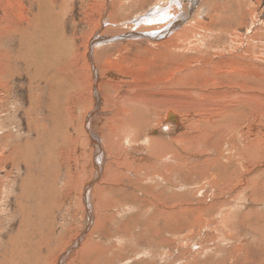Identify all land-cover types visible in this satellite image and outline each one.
<instances>
[{
	"label": "rangeland",
	"instance_id": "1",
	"mask_svg": "<svg viewBox=\"0 0 264 264\" xmlns=\"http://www.w3.org/2000/svg\"><path fill=\"white\" fill-rule=\"evenodd\" d=\"M65 1L67 4L64 7L65 17L62 22V27L64 35L67 38L65 39L67 40L66 42L70 41V43L68 42L66 44L68 51L67 53H65V56H72L73 46H75L78 53H80H77V55L79 56L74 55L73 58L69 57V59H67L65 57L66 62H62L61 70H63L65 73L67 71L70 76H72L73 72L76 81H80L79 83L86 82L84 83V87H87V90L86 92L84 91V94L79 87H77V90V88L75 89V87H71L69 84L65 85L62 89L59 88L60 95L58 96V98H53L54 96L52 97V93L54 87L49 81L50 75L52 77L56 76L54 69H56L55 63L57 62H53L54 64H52V68H54L50 72V75L48 73V84L45 83V81L40 82V84L43 83L41 88V93L43 95L42 101L43 104H48V112H45L43 110L41 111L42 113L40 115L41 122L46 124L47 128L46 131L42 133L43 137L39 145V149H44L45 145H47L48 153L54 154L56 152L55 147L58 148L59 146H61L64 148L62 143L65 133H67L68 135L70 134L73 139L72 145L70 147L72 148L70 149L71 153L68 154L67 150H63V148L61 149L72 160V166H74L76 162V158L74 157H78L80 155L82 156V152L84 150L89 152L90 150L92 151L96 144H93L95 143V141L87 128H80L81 130L77 132V124H75L73 128V125L67 124L66 118L68 117L70 119V122L72 123V121L75 120L74 118L77 119L79 115H82L80 117L81 122H83L86 127H89L88 124L93 125L91 127L93 128L92 130H95L94 132L96 133V135L100 136L102 140L103 138L106 140V138L110 134V130L108 129L107 125L109 123L108 118L109 116H114L113 114L115 113L116 108L119 106V103H117L115 106L114 103L107 104V100L110 98L109 96L113 97V95L117 96L131 93L134 96H143L142 103L145 102L149 104L147 107H150V113L148 114V112H146V116H149L150 119V121L148 122L149 124L145 123L144 130H140L138 136L135 135V130L133 129L128 130L127 128H124L120 130L122 136L121 139L123 140L124 137V140H126L125 138H127L128 136V144L132 145V150L134 152L137 151V149L138 151L142 149V153L148 154L146 152H149L148 148L150 147L148 144L149 140L146 139H148V137H151V135L160 137L164 141L173 144L177 141L178 138H180L183 133L186 132V129H184L188 124L186 123L187 121H185L186 118H183L185 116L179 115L177 112L176 117L179 120V126L177 128L173 129L171 132L169 131V133H161L158 132L156 128H153L154 126H159L161 124V120L164 117L168 102L169 105H177L183 102V99H181V95L173 98L172 96H169L167 93H165L167 90L166 88H168L167 86L169 84L166 83V80H168V78H172L173 80V74L171 72H166L164 78L161 77V72H163L164 69H167L164 66V68H161L163 64L166 65V62L162 60H164V58L169 59V61H167V64L168 62L172 61L170 59H172V55L176 52L173 51V49H177V51L185 50L181 51V54L183 53L182 56L180 55V53L178 54L180 59H185V57L187 56L188 59L192 58L193 56L197 57L198 59L209 58L213 62L220 61L219 65H224L225 63L223 62L225 60H228L229 58H232L234 55L244 54L245 56L243 55L242 58L243 67L245 70H247V75L249 74L250 77H255L256 80H259V82L263 81L262 73L260 72L262 68H264V45L254 48L249 44L250 47H248L247 51H245L244 53V51L242 50H244L243 48L246 47L245 45L248 43L249 39H243L244 45L238 51V47H236V44H241V37L240 40H235L233 38L234 35L232 34V32L234 33V31H237L236 27H239L238 31L241 34H246L245 36L248 35L247 37H251L252 30L250 29L255 24L256 28L260 27V29L256 30L259 34L258 37L264 38V25L262 24V21L264 22V0H191L187 6L189 10L188 14L184 17V12H180V14H182L181 18L176 19L175 21H173V23L177 27L180 23L185 24L194 14H196L195 11H197L198 8L200 9L198 10L199 13L201 12V15H204L200 16L199 18L202 21L211 22L213 17L214 21H212L211 25L212 33L208 32L207 35L209 36L208 39L211 38L213 40L214 36H217L218 40H216L214 43L213 41L211 42L214 44V46L212 45V47H208L206 49L207 52H209L206 53L207 55L204 52L197 53L195 50L189 49V47H187V50L186 47L182 48L181 45L179 46L182 49H180L179 46L168 48L158 45L157 43H160L158 41L154 42L147 39H128L127 41L121 40L99 46L101 50L103 49L102 52L99 47V49H96L98 52H94V55H96V52L98 53V60H96V56L92 57L93 50L91 49L92 47H90L91 45L89 46L87 42L90 35L101 32V30L107 31L110 34L117 33L122 29L120 25L118 27V25L115 26L114 23H121V21L126 16H128V14L134 11H138V9L140 8L146 10L150 9L156 5L157 1L160 0H121V2L120 0H116V2L115 0ZM174 1L177 2L178 8L181 7L179 8V10H182L184 2H187L188 0H184V2H181L183 0ZM50 2L51 0H45V4L46 6H48V10L51 8ZM60 2L61 0H55V6L58 7ZM38 4L39 3L36 2V0H0V29L2 30L0 31V33L2 35V32L4 30H10L3 36L0 35V48L4 49V51H7V54H10L12 59L14 58V56L18 55L19 51V33H16L17 31H15V26L17 25V23H14L13 21L18 22V17L23 18L22 15L30 16L31 11H33L32 13L37 12L38 14ZM198 4L201 5V7ZM203 6L204 9L201 10ZM17 8L21 9L19 10ZM189 8H191V10ZM55 11L58 10L55 8ZM106 19L109 20L110 24L105 26L104 21H106ZM234 20L241 21V24L239 26H235L236 23L234 22ZM56 22L58 23L59 21ZM9 27H11V29ZM13 27H15V29H13ZM209 34L212 36H210ZM208 41L204 40L202 42V46L204 49L207 46ZM130 42H132V44L126 46L125 48L122 47L123 45L129 44ZM87 48L88 51L90 50L89 53L87 51ZM100 52V55H102L101 59L99 55ZM103 52L105 53L102 54ZM216 52H219L220 54L216 55ZM260 53H262V56L259 60L258 56ZM178 55L176 54V56ZM228 55H230V57H228ZM107 56L109 57L108 60ZM212 58H214L215 60ZM236 58L237 57H235L234 59L236 60ZM95 60L97 61V63ZM102 61L105 64L102 63ZM198 62L201 61L193 62V64H202ZM7 64L8 63L4 64L5 69L1 67V72H4L0 76V81L3 83L1 85H6L7 87H9V89H6V87L5 90H3V87L0 88V120L3 124L9 125V128H6L4 126V130H9V132L11 133V130L16 129L15 132L13 131V133L16 134V137L11 140H14V142H16V144L18 145L21 144L22 151H24V149L26 151L27 140L33 142L38 137L35 132L31 130L29 131V127L27 126L28 121L24 114V109H27V107L29 106L27 88L28 78L25 74H20V76H18L19 80L18 77H14L13 75L10 76V72L15 69V64L14 61L9 63L8 66ZM93 67H98L99 69L97 79L95 78ZM167 67H169V65ZM60 73L63 74L62 72H59V74ZM71 80L72 79H69L70 82ZM95 80L99 84L95 85ZM69 81H67V83H69ZM90 84L91 86H89ZM96 88H98L99 98L101 100L98 106H96L95 102L92 103V101L95 100V97L92 95H94L93 91L95 92ZM118 88L119 90H117ZM89 91H91L92 93ZM76 93L78 95H75ZM186 100L187 99H185V104L187 103ZM217 101H215V103ZM86 102L88 104V106L86 107L87 109H85ZM154 103H159L160 105H162V107L157 110L154 107ZM256 107V110H251L249 105H244L240 111L244 114V116H247L248 118L254 120L253 122L257 124V130L259 134L264 138V101H258ZM193 110H195V108ZM88 111H93V116L91 114L90 117H87L86 113H89ZM227 111L230 112L229 110ZM66 113H68V115ZM247 124L248 122H246L245 124L243 123V131L246 135L248 129ZM259 124H261V126ZM237 125H239V122L237 123ZM181 129L183 132L181 131ZM180 132L182 134H180ZM6 139L8 141L9 137L5 139L2 138V141L5 142L4 140ZM207 142L209 143V147L211 148L219 146H217V143L214 140L211 143L209 142V140H207ZM65 144L67 146L69 145V143L67 142H65ZM191 144H193L192 148H195L194 151H197L195 153L196 155L198 152H200V149H197L198 144ZM174 146L176 147L177 145H175L174 143ZM226 146L227 145L224 146L225 150L227 148ZM37 147L38 145H35V148ZM61 149H59L58 152L62 153ZM109 152L110 155L107 154V163L105 164V169H103L102 174L97 177V179L101 181L95 179L96 173L94 172L93 165L88 162L87 167L83 168L85 160L83 157H78L79 162L81 160L83 164L81 167L83 170L79 168L80 170L78 173V171L76 170L78 166L75 165L73 167V171L77 172L72 183L69 182L67 178V182L72 185H70V190L68 191L69 194L66 193V196H63L62 199L60 198L61 200L59 199L60 201H57L59 204H57L58 206L55 207L51 215V224L56 231L55 234L58 235L62 230L61 239L63 238L64 245L63 247H60L59 250H56L55 248L61 245L60 243H58L61 241V239H58V236L52 238L49 243V248L55 249V254L52 258H49V264H264V190L260 192L259 187L253 188L249 191H244V189H241L244 187L243 185L245 184V182L248 181L249 171H252L253 169L255 170L253 171V173L256 172L255 174L257 175L264 171L263 162L258 161L259 164L256 166V168L249 164L247 166H244L245 169H243L242 171V176H239L241 177V180L239 182L237 181L238 179L235 176H233L232 179L230 178V175L233 172V167L239 166V164L234 165L232 163L233 166H227L220 169L222 172H224V175H221L222 177L228 176L227 183L225 185L223 184V187L221 186L215 188L218 195L213 192V195L211 196L210 187L213 188V184H211L209 181L208 183H206L204 177H202L201 174L198 173V165H200V162L202 164L203 161H193V166L195 167L194 169L197 170V172L193 174L194 176L192 175L194 177V180H189L188 178H185V176H180V178L176 176L174 177L177 179L175 180L176 183L171 182L166 184V182H162L160 180H156V182L154 181V183L153 180L149 178H146L148 181H146V179H141L140 177L138 178L137 176L136 178L138 179H135L134 173L136 172L133 170L137 169L140 161H138L139 159L135 158V155L133 153L131 154L132 165L129 164L128 168L123 164L121 165V168H119L120 161L122 162L125 159L119 160L116 168L119 169L117 174H121L120 176H122L120 179V176L114 177V175L116 174H113V177H109L110 175L107 176L110 173L112 174V172L108 170L107 166L112 164L113 162H116L115 160L117 159V156L112 154L111 151ZM6 153H8V151H6ZM135 153L137 154V152ZM190 153L192 152L190 151ZM210 153L211 152L207 153V156L212 157L213 152L211 153V156ZM207 156H204L202 160H212ZM61 158L63 159V155H61ZM41 160H39L37 156L34 163L36 164ZM148 161L149 160H147V162ZM238 162L240 161L238 160ZM60 164L62 168L59 169L58 167L56 170H54V174L53 172H48L49 188L60 190L61 188H64L63 183L66 184L65 175L67 166L65 165L63 160H61ZM223 166L226 165L212 163L209 170H214L215 167ZM133 167L134 169L131 170ZM142 168L143 166H141L139 169ZM84 170L85 173H87V176L85 175ZM209 170L204 174L206 175L207 173H209ZM123 172L124 174H126L124 175ZM213 172L215 173V171ZM255 174L253 175V177L258 179L259 176H255ZM260 177L264 180V174ZM75 184H77L78 186H75ZM152 184H154L155 186ZM87 190L89 191L88 193L91 192L90 194L92 196V212H94L95 209H99V207L102 209L104 208L106 211L104 209H99L95 210L96 214L91 213L92 220L88 221L89 229H84L87 223V214L89 211L88 208H85V202H83L86 197L85 191ZM239 190L242 191L241 194L235 196V194ZM253 191L254 193H256L255 196L252 194ZM160 192H162L161 195ZM71 196H73V198ZM173 196H180V199L174 201ZM208 196H211L212 198L207 199L206 197ZM1 200L2 195L0 194V201ZM182 200H185L186 202ZM98 201L100 203L104 202V205H102V203L100 204ZM175 202L177 208L181 207V210H183L184 212L178 213L179 215L177 214L176 217L172 216L171 214H167V212L165 211L167 210V207L164 208L163 205V203H167L168 205L169 203H171L170 205H172ZM31 204H35V202H31L30 205ZM160 208L162 210L164 209V212L161 213ZM195 208L197 209L195 210ZM0 211V260H4L2 258V255L7 248L5 247L7 245L6 239H8L10 233L11 235H14V229L20 227V223H15L14 226H19L14 227L12 230L11 223L13 224L15 219L13 220L11 214L18 215L20 222L21 219H23L19 211L17 210L16 195L12 198L11 203H6L3 199V202L0 205ZM98 212H101V214L103 215L106 214V216H100V213ZM4 217H10L11 220L10 218L7 219ZM84 218H86V220ZM99 219H101L100 222ZM92 222H97L98 224L94 223V225ZM87 245L91 246L93 249H85L87 253H85L86 256H83L82 253L85 252L84 247H86ZM4 261L8 260L6 259ZM41 262H43V260H41Z\"/></svg>",
	"mask_w": 264,
	"mask_h": 264
},
{
	"label": "bare ground",
	"instance_id": "2",
	"mask_svg": "<svg viewBox=\"0 0 264 264\" xmlns=\"http://www.w3.org/2000/svg\"><path fill=\"white\" fill-rule=\"evenodd\" d=\"M190 1L191 0H188L187 2H184V0L181 1V2H184V4L182 3L183 4L182 10L181 9L179 10V8H181V7L178 8L177 2H175L174 0L157 1L156 5L153 6L152 8L147 9V10L140 8V9H138V11H134V12L128 14V16H126L123 20L121 19L122 20L121 23H119V24L114 23L115 26L118 25V27H119V25H120V27L122 29L121 31L114 33V34H110L107 31L101 30V32L94 33V34L90 35V37L88 38L89 40L87 42H88V45L89 46L91 45L90 47H92L91 48L93 50L92 57L96 56V60H98L99 56L97 53L98 51L96 49H99L100 48L99 46H101V45L103 46V44L105 45L107 43L117 42V41H121V40L127 41L128 39H147L149 41H154V42L158 41L160 43H157V44L160 46H163V47H168V48L173 47L174 48V47L181 45L182 48L186 47V49L188 50L187 47H189V49L195 50L197 53H202V52H204L205 54L209 53V52H207L206 49L208 47H212V45L214 46L213 43L216 40H218L217 36H214L215 39L213 38V40H212L211 38L208 39L209 36L207 35L208 32L212 33L211 25H212V21H214L213 17H212L211 22L202 21L199 18H200V16H204V15L203 14L201 15V12L199 13L198 10H200V9L198 8V10L195 11L196 14H194L185 24L180 23L179 26L177 27L173 23V21H175L176 19L181 18L182 14H180V12L181 13H182V11L184 12V14H183L184 17H185V15L188 14L189 10H188L187 6L190 3ZM36 2L39 3L38 4V12L39 13L38 14H37V12L32 13L33 11H31L30 16L22 15L23 18L18 17V22L13 21L14 23H17V25L15 26L16 29H15V27H13V29H15V31H17L16 33H19L18 55L14 56V58L12 59L11 55L7 54V51H4V49L0 48V76L4 73V72H1V67L3 69H5V65H4L5 63H8L7 64V66H8L9 63L14 61L15 69H13L12 72H10L11 73L10 76L13 75L14 77H18V76H20V74L21 75L25 74L28 78L27 88H28L29 106L27 107V109H24V114H25V117L28 121L27 126L29 127V131L31 130L38 135V137L33 142H31L30 140H27L26 151H25V149H24V151H22L21 144L18 145V144H16V142H14V140H11V139H14V137H16V134L13 133V131L15 132L16 129L11 130L12 131L11 133L9 132V130L8 131L6 129L4 130V126L6 128H9V125L3 124L2 121L0 120V194L2 195V200L0 201V205L3 202V199L6 203L7 202L11 203L12 198L16 195L17 210L19 211L20 215L23 218V219H21V222H20L18 215L11 214L12 215L11 217L13 218V220L15 219L13 224L9 221L12 225V230L14 227L19 226V225L14 226L15 223H17V224L20 223V227H18L17 229H14L13 230L15 232L14 235H11V233H10L8 239H6L7 245L5 247H7V248H6V251L4 252V254L2 255V258L4 260L7 259L8 261L0 260V264H49V258L50 257L52 258L54 256L55 249L59 250L60 247H63L64 240H63V238L61 239L62 230L59 232L58 235L55 234L56 231L51 224V222H52L51 221V219H52L51 215H52V212L54 211L55 207L58 206L57 204H59L57 201H60L63 196H66V193H68V191L70 190L71 184L69 182L72 183L74 181L73 179H75L74 177H75L76 172L78 171V173H79V170H80L79 168H81L83 165L81 160H80L81 163L79 162L78 157H83L85 160L83 168L87 167L88 162L91 165H93L94 172L96 173L95 179H97V177H99L102 174L103 169H105V164L107 163L106 162L107 161V154L110 155L109 151H111L112 154L117 156L116 157L117 159L115 160L116 162H113L112 164L107 166L108 170H110L112 172V174L110 173L107 175V176L110 175L109 177H113V174H116V175H114V177L121 175V174L120 175L117 174L119 169L116 168L120 159L121 160L125 159V160H123L122 162L120 161V167L119 168H121L122 164L125 165L127 168H128L129 164L132 165L131 164V160H132L131 154L133 153L135 155V158L139 159L138 161H140V164L137 167V169H134V167L131 169V170L134 169L133 171L136 172V173H134L135 174L134 177L136 180L139 177L141 179H146V178L148 179L149 178V179L153 180V182L154 181L156 182V180H160L162 182H166V184L171 183V182L176 183L175 180H177V179L174 178L176 176L179 178H180V176H182V177L185 176V178H188L189 180H191V179L194 180L193 174H195L197 172V170L194 169L195 167L193 166V161H203L202 164L200 162L199 163L200 165H198V173L201 174L202 177H204V179L206 180V183H208V181H209L211 184H213V188L210 187L211 188V190H210L211 196L213 195L212 194L213 192L216 195H218L215 188L221 187V186L223 187L227 183L228 176L222 177L221 175H224L223 174L224 172H222L220 169L227 167V166H233L232 163L234 165L239 164V166L233 167V172L230 175L231 179L233 176L237 177V179H238L237 181L239 182L241 180L240 179L241 177H239V176H242V171H243V169H245L244 166H247L249 164V165H252L253 167L256 168V166L259 164L258 161L264 163V138L259 134V132L257 130V124H255L253 122L254 120L248 118L247 116H244V114L241 113V111H240L244 105H249L251 110H256L255 108H257L256 107L257 102L258 101H262V102L264 101V68H262V70L259 69V70H261L260 73H262V78H263V81L259 82V80H256L255 77H250L249 74L247 75V70H245L243 67L242 58H243L244 54L243 55L237 54V55H234L232 58H229L228 60H225V61L222 60V61H224L223 63H225V64L219 65L220 61L213 62L209 58L198 59L197 57L193 56L192 58L188 59L187 58L188 56H187V57H185V59L184 58L180 59L178 54L180 53V55L182 56L183 53L181 54V51H185V50H181V51L178 50L177 51V49L176 50L173 49V51H176L177 53L173 52L175 55L174 54L172 55V59H170L172 61L168 62V64H167V61H169V59L164 58V60H162V61L166 62V65L163 64L161 66V68L164 66L167 69L166 70L164 69L163 72H165V73L161 72V74H162L161 77L164 78V76L166 75V72H171L173 74V76H174L173 80H172V78H168V80H166V83H169V84L167 86L168 88H166L167 90L165 93H167L169 96H172L173 98H176V97H178V95H181L182 96L181 99H183V102L181 104H177V105L176 104H170L169 105V102H168L164 117L161 120V124L159 126L157 125L158 127L157 126L153 127V128H156V130L158 132H161V133L162 132H168L169 133V131L171 132L173 129H175L179 126V120L176 117V112L179 115L185 116L183 118H186L185 121H187L186 123H188L184 128V129H186V132L184 131L185 133H183V134L180 132V134H182L180 136V138H178V136H177L178 139L176 142H174L175 145H177L176 147L174 146V143L173 144L169 143L167 141H164L160 137H156V136L151 135V137H148V139H146V140H149L148 144L150 147V148H148L149 152L145 151L148 154L142 153L143 150L141 148L140 149L142 151L141 150L138 151V149H137V151H135V152H137V154H136L132 150V148H133L132 145L128 144V136L126 135L127 136V138H125L126 140H124V137H123V140L121 139L122 136H121L120 130H122L124 128H127L128 130L133 129V130H135V135L138 136L140 133V130L141 131L144 130L145 123L149 124L148 122L150 121L149 116H146V112H148V114L150 113L149 112L150 107L149 108L147 107L149 104L145 103V102L142 103L143 96L142 97L141 96H134L133 94L129 93V94H123V95H117V96L113 95V97L109 96L110 98L108 97L109 99L107 100V104L114 103V106H115L117 103H119V106L118 107L116 106L117 108H116L115 113L113 114L114 116L113 117L109 116V118H108L109 123L107 122L108 123L107 125H108V129L110 130L109 131L110 134L108 135L106 140L103 137H102L103 138V140H102L100 136L96 135V133L94 132L95 130H92L93 128L91 127L93 125L88 124L89 127H86L83 124V122H81L80 117L82 115L81 116L79 115L78 116L79 118L77 117V119L74 118L75 120H73L72 123L70 122V119L68 117L66 118L67 124L73 125V128H74L75 124H77V128H76L77 132L81 130L80 128H83V127L87 128V130L89 131V133L91 134L92 138L95 141V143H93V144H96L94 146V148L92 149V151L90 150V152H89V151L84 150L82 152V156L80 155L78 157L77 156L74 157V158H76L75 165L78 166V168L76 169L77 171H73V167L75 165L74 166L71 165L72 160L63 151V150H67L68 154L71 153L70 149H72V148H70V147L72 145L73 139H72V136L70 134L69 135L67 133H65V135L63 134L64 139H63L62 145L64 146V148L61 146H59L58 148L55 147L56 152L54 154L48 153V146L47 145H45L44 149H39V145H40L42 137H43L42 133L44 131H46V128H47L46 124L41 122L40 115L42 113L41 111H43V110L45 112H48V104L45 105V104H43V101H42L43 95L41 93V88H42L43 83L40 84V82L45 81V83L48 84V79H49L48 73L50 75V72L54 68V67L52 68V64H54L53 62L54 61L57 62V63H55L56 69H54L56 76L52 77L50 75V80H49L52 83V86L54 87L53 93H52V97L54 96L53 98H58V96L60 95V93H59L60 89L59 88L62 89L65 85L70 84V86L75 87V89L77 87H79L83 93H84V91L86 92L87 87H84L85 86L84 83H86V82L79 83L80 81L79 82L76 81V78H75V75L73 74V72H72V76H70V74L67 71L65 73L63 70H61L62 62L65 63L66 58L67 59H69V57L73 58L74 55L79 56V55H77L78 51H77L75 46H73V48H72L73 49V54L71 53L72 56H69V55L65 56V53H67V51H68L66 44L68 42L70 43V41L66 42L67 40H65V39H67V38L64 35L63 27H62L63 26L62 22H63L64 17H65V8L64 7L67 4L66 1L61 0L59 6L57 7V6H55L56 5L55 0H51V2H50L51 8L49 10H48V6H46V4H45V0H36ZM115 2H116V0H115ZM120 2H121V0H120ZM117 3H118V1H117ZM209 4H210V2H209ZM199 6L201 7V5H199ZM120 7H122V6H120ZM22 8H24V7H22ZM55 8L58 11H55ZM191 8H189V9L191 10ZM9 9H11V8H9ZM17 9H19V8H17ZM203 9H204V6L202 7L201 10H203ZM27 11H26V13H27ZM57 16H61V17H57ZM15 19H17V18H15ZM10 21H12V20H10ZM56 21H59V22L57 23ZM234 22L236 23L235 26H239L241 24V21H238V20H234ZM104 23H105V26L110 24L109 20H107V19H106V21H104ZM237 23H239V24H237ZM220 24H221V22H220ZM262 24L264 25L263 21H262ZM9 28L11 29V27H9ZM236 28H237V31H234V33L232 32V34L234 35L233 38L235 40H240V37H241V40H240L241 44H239V45L236 44V47H238V51L244 45L243 39H249L248 43L245 45L246 47L244 46L245 48H243L244 50H242V51H244V53H245V51H247V48L250 47L249 44L254 48L264 45V38L258 37L259 34L256 31L257 29H260V27L256 28L255 24L253 25V27L250 29V30H252L251 31L252 32L251 37H247L248 35L245 36L246 34H241L238 31L239 27H236ZM5 29H7V28H5ZM66 29H67V27H66ZM0 31H2V30L0 29ZM8 31H10V30L9 29L4 30L2 32V35H1V33H0V35L3 36ZM13 32H14V30H13ZM210 36H212V35H210ZM231 38H232V36H231ZM204 40H207V41L209 40L205 49L202 46V42ZM212 41H213V43H211ZM236 43H238V42H236ZM74 44H75V42H74ZM130 44H132V42H130L129 44H125L122 47L125 48L126 46H128ZM151 44H149V45H151ZM181 47L179 46L180 49H182ZM100 50H101V48H100ZM102 50H101V52H102ZM105 50H106V48H105ZM87 51H88V48H87ZM89 51H88V53H89ZM95 51H97L96 55H94ZM171 51H172V49H171ZM101 52L99 53V55L101 54ZM105 52H103L102 54H104ZM237 53H239V52H237ZM176 54L178 56H176ZM217 54H220V53L216 52V55ZM101 56L102 55H100V59H101ZM225 56H226V54H225ZM261 56H262V53H260L258 56L259 60L261 59ZM80 57H78V58H80ZM228 57H230V55H228ZM235 57H237L236 60L234 59ZM170 58H171V56H170ZM216 58H217V56H216ZM108 59H109V57L107 58V60ZM212 59H214V58H212ZM252 60H254V59H252ZM196 61H201L198 63H202V64H199V65H197L196 63L193 64V62H196ZM96 63H97V61H96ZM102 63H104V62L102 61ZM67 65H69V64H67ZM168 65H169V67H167ZM103 66H101V67H103ZM252 66H254V65H252ZM93 68H94L93 72H95V78L97 79L99 69H98V67H93ZM253 68H255V67H253ZM19 70H20V72H19ZM251 70H253V69H251ZM59 72H62L63 74H61V73L59 74ZM175 73H176V75H175ZM248 73H249V71H248ZM69 79H72L71 82L69 81ZM258 79H260V78H258ZM18 80H19V77H18ZM67 81H69V83H67ZM149 81H150V79H149ZM1 84H3V83L0 81V88L3 87V90H5V87H6V89H9V87H7L6 85L2 86ZM91 84H93V83H91ZM91 84L89 86H91ZM94 84L96 85L99 83H97V81H96ZM77 90H78V88H77ZM117 90H119V88ZM89 92H91V91H89ZM99 92H100V90H99ZM61 94H62V92H61ZM93 94L94 95H92V96L95 97V100H93L92 103L95 102L96 106H98L99 103L101 102V100L99 98L98 88H96L95 92L93 91ZM75 95H78V94L76 93ZM72 97H73V95H72ZM185 99H187L186 104H185ZM166 101H168V100H166ZM189 101H191V102H189ZM215 101H217V102L215 103ZM92 103H91V105H92ZM0 105H1V102H0ZM154 105H155L154 106L155 109H157V110H159L160 107H162V105H160L159 103L158 104L154 103ZM87 106H88V104L86 102L85 103V109H87L86 108ZM183 108H185V109H183ZM194 108H195V110H193ZM223 108H224V110H223ZM227 110H229L230 112H228ZM93 111H97V110H93ZM93 111L86 113L87 117H90L91 114L93 116V114H94ZM219 111H221V112H219ZM75 112H77V111H75ZM110 112H112V111H110ZM66 114L68 115V113H66ZM249 116H250V114H249ZM10 119H11V117H10ZM260 121H261V119H260ZM238 122H239V125H237ZM246 122H248V124H247V128H248L247 129V135L243 131V128H244L243 123L245 124ZM259 125L261 126V124H259ZM258 129H260V128H258ZM181 131H182V129H181ZM173 132H175V131H173ZM212 135H213V137H212ZM8 137H9L8 141H7V139L4 140L5 142L2 141V138L5 139ZM207 140H209L210 143L214 140L217 143V146L218 145L219 146L211 148V147H209V143L207 142ZM122 141H124V142H122ZM65 142L69 143V145L67 146L65 144ZM108 142H109V144H108ZM191 143H195V145L198 144L197 149H200V152H198L196 155H195V153L197 151H194L195 148L194 149L192 148L193 144H191ZM35 145H38V147L35 148ZM225 145H227L226 150L224 149ZM146 146H147V144H146ZM61 148H63V150ZM59 149L62 150V153L58 152ZM144 149H146V148H144ZM6 151H8V153H6ZM190 151L192 153H190ZM209 152H211V153L213 152L212 157L207 156V153H209ZM211 153H210V156L212 155ZM61 155H63V159L61 158ZM37 156H38L39 160H41V159L42 160L38 161V163L35 164L34 161H35ZM204 156H207L209 159H212V160H209V161L207 159L202 160L204 158ZM48 159H49V161H48ZM61 160H63L65 165L67 166L66 175H65V178H66L65 183L66 184L63 183L64 188H61L60 190H57L55 188H49L48 187V172H53V174H54V170H56L58 167H59V169H61L62 168V166L60 164ZM143 160H145V161H143ZM147 160H149V161L147 162ZM238 160L240 162H238ZM82 161H83V159H82ZM48 162H49V168H48ZM212 163H216V164L219 163L221 165H226V166L215 167L214 170L213 169L209 170ZM66 166H64V167H66ZM141 166H143V168L139 169ZM81 170H83V169L81 168ZM208 170L210 172L205 175L204 173H206ZM212 170L215 171V173ZM226 171H225V173H226ZM253 171H255V170L252 169V171L248 172V181L245 182V184L243 185L244 187L241 189H244V191H249L253 188L259 187L260 188L259 191L261 192L262 190H264V180L260 176L264 174V171L258 175L255 174L256 172L253 173ZM84 173H85V170H84ZM123 174H124V172H123ZM254 174H255V176H259V178L258 179L254 178L253 177ZM85 175L87 176V173H85ZM136 176L138 178H136ZM121 177L122 176H120L119 179ZM67 178H68L69 182H67ZM147 179H146V181H148ZM98 181H101V180H98ZM160 181H159V183H160ZM95 185H96V183H95ZM152 185H154V184H152ZM169 185H171V184H169ZM75 186H78V185L75 184ZM157 186H158V184H157ZM224 188H228V187H224ZM88 190H90V189H88ZM88 190L85 191L86 192L85 193V195H86L85 200L84 199H83L84 201L82 200L83 202H85V205H84V206H86L85 208L89 209V211L87 210L88 211V214H87L88 218H87V223L85 225V228L83 226L84 229H87L89 227L88 221L92 220V214L96 212L95 210H99V209L101 210L102 209L100 207H99V209H95V207H94L95 210H94V212H92V210H93L91 207V205H92L91 204V197L92 196L90 194L91 192L88 193L89 192ZM236 190H237V188H236ZM241 192L242 191H240V190L237 191L235 196L240 195ZM161 193L162 192H160V195H161ZM103 194H104V192H103ZM252 194L255 196L256 193H254V191H253ZM162 196H163V194H162ZM211 196H208L206 198L207 199L212 198ZM71 197L73 198V196H71ZM179 197L180 196H173V200L177 201L178 199H180ZM94 198H96V197H94ZM102 198H103V196H102ZM162 198H165V197H162ZM166 199H168V198H166ZM171 200H172V198H171ZM33 201L35 202V204L30 205V203ZM182 201H185V200H182ZM80 202H81V200H80ZM83 202H82V204H83ZM101 203H102V205H104L103 204L104 202H101ZM171 203H169V205L166 203L167 206L165 203H163L164 208L167 207V210H165L167 212V214H171L172 216L176 217V215L178 213H184L183 210H181V207L177 208L176 202L174 204L170 205ZM196 209L197 208H195V210ZM3 210H5V209H3ZM76 210H77V208H76ZM192 210H194V209H192ZM160 212L161 213L164 212V209L162 210L160 208ZM98 213H100L99 214L100 216L103 215V214H101V212H98ZM102 213H104V212H102ZM0 214H1V211H0ZM201 214H200V216H201ZM104 215L106 216V214H104ZM1 216H3V215H1ZM200 216H199V219H200ZM204 216H205V214H204ZM4 218H7V217H4ZM8 218H10V217H8ZM84 219L86 220V218H84ZM10 220H11V218H10ZM100 220L101 219H99V222H100ZM89 233H92V232H89ZM4 234H6V233H4ZM65 234H66V232H65ZM55 236H58V239H61V241L59 240L60 242H58L61 245H59L55 249H50L49 243L52 240V238ZM90 248H92V247L87 245L86 247H84V250L90 249ZM78 250H79V248H78ZM85 253H87L86 250H85V252L82 253L83 256L85 255ZM41 260H43V262H41Z\"/></svg>",
	"mask_w": 264,
	"mask_h": 264
}]
</instances>
